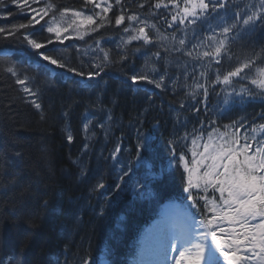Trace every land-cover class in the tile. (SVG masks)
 Wrapping results in <instances>:
<instances>
[{
  "label": "snow or ice",
  "instance_id": "1",
  "mask_svg": "<svg viewBox=\"0 0 264 264\" xmlns=\"http://www.w3.org/2000/svg\"><path fill=\"white\" fill-rule=\"evenodd\" d=\"M11 7L26 22L0 25V44L11 42L18 49L31 50L46 71L51 67L57 74L74 75L84 89L106 75L107 69L139 56L144 61L143 70L133 68L121 79L122 84L137 91H147V86L171 89L173 93L183 89L201 106L192 105L194 112L203 110L206 114L211 107L219 116L234 107L264 104V48H252L250 55L241 58L232 47L264 27V0H136L138 10L126 0H83L79 9L58 8L53 0H0V20L14 15L8 10ZM110 27L120 31L118 42L102 34L100 38L93 37V44L82 52L89 57L88 70L71 66L58 54L66 40H84ZM110 42L114 43L115 56L106 47ZM15 51L0 47L6 57ZM23 63L6 60L3 70L14 78L25 102L43 119L41 87L22 71ZM171 68L177 71L170 72ZM210 92L217 98L216 105L208 103ZM92 103L96 110L107 111L101 93H96ZM179 109H185L183 102ZM62 115L66 121L65 138L71 143L74 136L70 108ZM94 118V112L83 115L82 154L90 151V140L95 138V128L90 133ZM111 120L109 112L107 120L96 125L105 138L110 134ZM176 120L180 122V117ZM199 125L167 141V166L162 165L159 171L153 170L144 155L151 151L152 137L140 128L136 129L135 150H129L127 157L121 154L119 142L107 157L101 153L102 159L112 162L115 181L107 185L100 178L92 186L91 191L106 201L97 214H106L112 194L122 186L131 184L141 197L147 198L156 195L151 189L152 181L169 171L181 170L182 176L186 174L181 199L188 209V226L164 236L162 259L156 264H264V110L251 117L241 115L225 125H218L216 120ZM181 143L190 151V157L177 151ZM12 155L14 159L10 160L0 154V176L8 175L10 167L19 168L22 153ZM140 168L144 172L137 175ZM87 174V167L81 165L80 175ZM18 176V171L11 173L7 183H0V190L14 186ZM112 255L105 246L98 258L86 255L80 264H115L109 259ZM56 264H60L59 258Z\"/></svg>",
  "mask_w": 264,
  "mask_h": 264
},
{
  "label": "trees",
  "instance_id": "2",
  "mask_svg": "<svg viewBox=\"0 0 264 264\" xmlns=\"http://www.w3.org/2000/svg\"><path fill=\"white\" fill-rule=\"evenodd\" d=\"M53 1L62 7L73 4L80 6L83 3V0ZM114 29L116 28L102 29L99 34H113ZM259 37L260 45L264 47V32L254 36L252 41ZM0 46L17 47L11 42ZM112 50L115 56L116 51L114 48ZM244 56L245 54H241V58ZM6 60L9 59L0 56V154L7 155L11 160L14 159L12 153L19 151L22 158L19 160L18 169L10 167L8 175L0 176V183H7L11 173H19L18 182L14 186H10L7 191L0 190V264H56L52 259L56 254L63 256L69 244L75 247L74 253L85 252L89 239L94 241L100 225L104 224L98 223L97 214L93 217L95 219L83 214L86 227L80 226L77 232L74 228L78 216L75 204L85 193L89 196L94 210L98 211L99 206L106 203L98 193L91 191L89 176L93 178L97 175L94 184L103 178L107 185L114 183L115 176L109 168V161L101 158L99 147L94 153L89 151L91 156L88 158L89 162L92 161L91 157L101 161L97 163L96 174L93 175V159L91 170L87 166V176L80 175V166H85L87 161V154H82L85 139L81 132V110L92 101L90 97L85 96L87 91L71 89L69 80L66 82L63 76L51 78L34 71L35 79L43 92L42 119L41 115L25 102L20 86L15 84L13 77L3 70ZM68 61L73 67L89 69V65H85L77 55ZM129 65L130 61H127L114 68L119 72L131 74ZM175 71V68L170 69V72ZM112 81L113 79H110L111 88L107 102L113 103L114 107L127 117L135 118V115L143 111L139 96L127 87L121 90L122 88ZM104 82L108 84L107 80ZM164 93L167 104L174 102L175 93L169 89ZM210 95L215 97L211 92ZM166 103L150 105L149 109L153 115L152 120L165 125V131H170L171 119L166 112H161L167 110ZM69 108L74 136L71 143L65 138L66 122L64 123L62 115ZM129 138L133 142L135 137L129 134ZM109 153L110 150H105L104 154L108 156ZM129 195L128 185L122 186L119 192L112 194L111 207L108 209L111 212H122V208H128L123 204ZM44 201H47V206ZM142 214H131L129 222L134 224L138 217L145 216Z\"/></svg>",
  "mask_w": 264,
  "mask_h": 264
},
{
  "label": "rangeland",
  "instance_id": "3",
  "mask_svg": "<svg viewBox=\"0 0 264 264\" xmlns=\"http://www.w3.org/2000/svg\"><path fill=\"white\" fill-rule=\"evenodd\" d=\"M18 18V17H17ZM16 17H14V18H12L11 20H9V23H15V22H26V20L25 19H22V20H18V21H16V19H17ZM5 24V23H4ZM2 25V24H1ZM27 62H28V60H27ZM154 243V242H153ZM153 243H152V255L150 256V257H148L147 258V262H148V264H154V260L156 259V255L158 256L159 255V252L156 250V248H155V246L153 245ZM147 251L150 253V249L148 250L147 249ZM160 259H162V257L160 258L159 257V260Z\"/></svg>",
  "mask_w": 264,
  "mask_h": 264
}]
</instances>
